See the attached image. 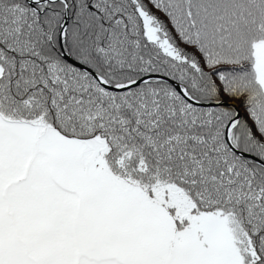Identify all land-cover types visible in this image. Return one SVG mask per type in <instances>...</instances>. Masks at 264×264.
<instances>
[{
    "label": "snow or ice",
    "instance_id": "obj_1",
    "mask_svg": "<svg viewBox=\"0 0 264 264\" xmlns=\"http://www.w3.org/2000/svg\"><path fill=\"white\" fill-rule=\"evenodd\" d=\"M0 264H264V0H0Z\"/></svg>",
    "mask_w": 264,
    "mask_h": 264
}]
</instances>
